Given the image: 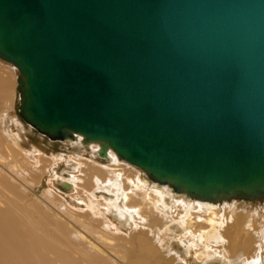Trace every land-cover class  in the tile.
Here are the masks:
<instances>
[{"label":"water","instance_id":"water-1","mask_svg":"<svg viewBox=\"0 0 264 264\" xmlns=\"http://www.w3.org/2000/svg\"><path fill=\"white\" fill-rule=\"evenodd\" d=\"M18 112L201 201L264 200V0H0Z\"/></svg>","mask_w":264,"mask_h":264},{"label":"bare ground","instance_id":"bare-ground-1","mask_svg":"<svg viewBox=\"0 0 264 264\" xmlns=\"http://www.w3.org/2000/svg\"><path fill=\"white\" fill-rule=\"evenodd\" d=\"M0 62V264H114L112 258L97 254L103 253L102 249L89 235L121 252L122 264H174V256L166 250L150 249L153 238L147 234L165 224L159 219L161 215H166L171 223L179 220L190 225L183 239L194 236L208 248L206 233L209 228L217 229L221 237L216 234L214 246L210 247L217 258L227 255L231 264L242 260L245 264H264V212L258 211V219L252 221L247 209L241 213L236 208L235 216L228 215V208L238 207L240 201L262 204L264 200L209 202L191 198L167 184L149 180L142 170L118 158L110 149L105 158L99 157L100 145L84 143L79 134L55 142L82 147L88 150L89 157L80 158L74 151L45 155L28 140L19 112L23 123L8 113L18 70L8 62ZM14 89L19 99L17 83ZM96 157L107 164L93 162L99 161ZM30 173L34 174L32 184L27 180ZM44 184L48 191L38 196L35 188ZM57 184L67 190V196L56 194ZM179 196L181 203L187 204L182 213L177 211L182 205L177 202ZM196 210H202V214L193 213ZM190 216L195 219L192 224L186 222ZM146 217L147 230L134 231L140 226V219L147 221ZM249 222L259 241L249 235L242 239L241 233ZM239 242L242 244L237 245ZM188 245L193 248L194 240Z\"/></svg>","mask_w":264,"mask_h":264},{"label":"rangeland","instance_id":"rangeland-1","mask_svg":"<svg viewBox=\"0 0 264 264\" xmlns=\"http://www.w3.org/2000/svg\"><path fill=\"white\" fill-rule=\"evenodd\" d=\"M2 64H4V63H2ZM6 65H9V64H6ZM9 66H11V65H9ZM11 67L14 68L13 66H11ZM14 87H16L15 82L13 84L12 99H10V101L8 103V113L10 116H14L15 119H18L21 122V120L18 116V107H17L19 99H18L17 93L15 92L16 90L14 89ZM21 123H23V122H21ZM23 126L26 128V130L28 132L27 133L28 140L31 141L34 145H36L38 148H40L42 151L44 150L45 155H47V156H49L51 154L67 153L68 151H71V152L74 151L79 155L80 158L89 157L88 150H86L82 147L72 148V147H70L69 144H67V142L60 143V142H55V141H49L45 137L39 135L36 131L31 129L29 126L24 125V123H23ZM90 159H92V158H90ZM96 159L99 161H93V162H97L99 164L106 163L105 161L100 160L97 157H96ZM131 167L136 168L134 166H131ZM34 169H36V168H34ZM137 170H139V169H137ZM139 172H141V171L139 170ZM33 175L34 174L30 173L29 176L27 177L28 182H30L31 184L33 183V180H34ZM149 183L152 184V182H150V181H149ZM56 187L57 188L54 189L56 194L67 196L68 192L64 187L60 186L59 184H57ZM46 188H48L47 184H44V186L36 187L35 189L36 190L38 189L36 192L38 194V196H40L43 191H45V190L48 191ZM177 199H178L177 202L181 205L182 204L181 203V201H182L181 196L177 197ZM0 200H2V197H0ZM63 202L65 204L64 207H68L67 209H69L67 202H65V201H63ZM149 202L146 201L147 204ZM262 204H264V203H262ZM262 204H253L251 202H243V201L241 202L240 201L238 204L239 205L238 207H233L232 209L228 208V212H230L228 215L229 216H232V215L235 216L237 211H238L237 209H239V208H240L239 212H241V213L243 210L245 211L247 209V213H248V211H250V213H251L250 214V221H252V219L257 220L259 217L257 214L258 211L264 212V207ZM186 205H187L186 203L182 204L180 206V209H178L177 211L182 213L184 211L183 207ZM257 205L261 206V209L255 208ZM192 206H194V204L191 205V207ZM174 209H175V207H174ZM201 211L196 210V211H193V213H195L196 215L202 214ZM168 213H170V211ZM80 215H82V214H80ZM165 216L166 215H164V216L161 215V217H159V219L165 220L164 221L165 224H163V223L160 224L161 225V226H159V228L161 227L160 229L159 228H155L156 230L152 229L151 232H149L147 234L150 238H153V240H152L153 245L152 244L150 245L151 250H154V249L157 250V248L160 250H166L167 254H169V255L171 254L174 256V260H175L174 264H231V259L227 258L228 257L227 255H224V256L221 255V257L219 256V258H217V256L213 252L212 248H210L211 246H214L213 242H215L214 239H215L216 234H218L221 237V235L219 233H217V229H214V228L210 229L209 228L208 233H206L205 239L206 240L208 239L207 241L209 242V245H210V247H209L210 249H209L207 246H203L201 241L195 239L194 236L189 235V237L187 238L188 242L185 241V239H183V238H184V236L185 237L187 236L188 228L190 227V225H187L184 223L182 224V222L179 220H175L171 223L167 218H165ZM146 219H147V221L145 219H142V220L140 219V221H139L140 226L138 228H135L134 231H136V232H137V230L138 231L139 230L140 231H146L147 230L146 224L149 221V217H146ZM193 220H195L193 218V216H190L186 219V222L187 223L189 222L190 224H192L194 222ZM167 222H168V225H167L168 227L166 226L167 227L166 228L165 225L167 224ZM250 223L251 222H249L248 223L249 225L247 224L245 226V228L243 229V232L241 233L242 239H244V237H247L249 235V236L253 237L254 239H256V241H259V235H257L258 233H256L253 230V228H252L253 226ZM186 225H187V227H186ZM225 226L226 225H224V227ZM255 226L258 227L259 224H256ZM74 228H76V225H74ZM165 230H166V232H165ZM231 232H232V230H231ZM112 235L117 237L115 232H112ZM89 236L92 238V240L95 241V244H97V246L100 248V250L102 249L101 252H103V253H97L96 252L98 255H100L103 258H109V259L112 258V260L115 261L114 264H116V262L118 264H122L121 263V261H122V256H121L122 253L121 252H119L118 250H116L114 248L108 247V245L106 246L104 244V242L98 240L96 238V236H94V235L93 236L89 235ZM116 239H118V238H116ZM183 240H184V242H182ZM192 240H194V245H195V246L193 245V248L188 245L189 241H192ZM155 241H156V243H155ZM218 243H220V241H218ZM221 243L226 244L225 242H222V241H221ZM112 244H114V242ZM112 244L110 243V245H112ZM241 244H242V242L237 243V245H241ZM206 247H207V249H206ZM152 252H154V251H152ZM110 254L112 255V257ZM242 262H244V263H242ZM236 264H245V261L242 260Z\"/></svg>","mask_w":264,"mask_h":264}]
</instances>
